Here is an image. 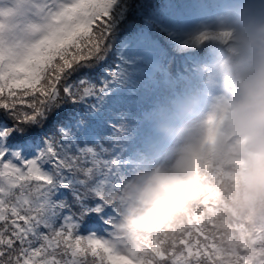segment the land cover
<instances>
[{
	"label": "snow or ice",
	"instance_id": "1",
	"mask_svg": "<svg viewBox=\"0 0 264 264\" xmlns=\"http://www.w3.org/2000/svg\"><path fill=\"white\" fill-rule=\"evenodd\" d=\"M114 3L0 0V264H223L211 199L170 233L138 230L118 159L67 124L92 87L70 77L102 56Z\"/></svg>",
	"mask_w": 264,
	"mask_h": 264
},
{
	"label": "clouds",
	"instance_id": "2",
	"mask_svg": "<svg viewBox=\"0 0 264 264\" xmlns=\"http://www.w3.org/2000/svg\"><path fill=\"white\" fill-rule=\"evenodd\" d=\"M219 2L191 37L217 45L200 66L204 87L154 111L166 146L122 175L120 207L138 230L170 233L211 199L223 264H264V0Z\"/></svg>",
	"mask_w": 264,
	"mask_h": 264
},
{
	"label": "trees",
	"instance_id": "3",
	"mask_svg": "<svg viewBox=\"0 0 264 264\" xmlns=\"http://www.w3.org/2000/svg\"><path fill=\"white\" fill-rule=\"evenodd\" d=\"M188 1L156 0L152 5H140L139 11L133 7L125 12L114 50L101 57L97 67L84 66L70 77L74 84L84 80L92 86L89 94H79L77 99L68 101L66 113L70 130L81 135L87 131L88 142L102 144L119 163L120 157L125 158L127 146L133 149L135 137L145 133L154 121L143 115V110L168 105L172 92L179 89L190 74L200 70L201 64L210 57V45L216 44L208 40L197 47L178 51L168 44L181 38L176 32L177 16ZM122 2L115 0L111 12ZM130 3L134 4V0ZM94 30L95 26L92 32ZM146 30L152 41L158 39L165 48L157 68L135 48V41L145 36L142 32ZM129 40L134 41L129 43ZM146 67L153 69L149 73Z\"/></svg>",
	"mask_w": 264,
	"mask_h": 264
},
{
	"label": "rangeland",
	"instance_id": "4",
	"mask_svg": "<svg viewBox=\"0 0 264 264\" xmlns=\"http://www.w3.org/2000/svg\"><path fill=\"white\" fill-rule=\"evenodd\" d=\"M132 1L133 0H123V2L116 6V9L111 12V20L109 22L111 31L107 38L106 46L102 56L97 57L95 60L89 62L88 64L79 66L76 70H79V68H82L84 66H87L89 68L97 67V62H99L100 58L103 56H107L108 54H110V52L114 50V46L117 43V40L119 38V32L121 30L120 20L124 17V13L129 12L133 7H137V10L139 11L138 7L140 5L145 6L146 3L147 5H152L156 0H151L150 2H147V0H134V4L130 3ZM220 7L221 5L215 11H213L209 9L206 1L199 0L197 1L196 9L190 10L188 14H185L183 12L180 13L181 18L179 17V15L177 16L178 28L176 29L177 31H175L181 34V38L180 40L173 39L172 42H168V44L172 46V49H175L177 51L181 49L194 48L199 46L201 43H192L189 35L196 33L203 26H211L215 19V13ZM94 32L95 30L93 31V33ZM142 33L145 36L135 41V48L147 62L152 64L153 67L157 68L159 67L158 65H160V62L163 59V51L165 49L163 43L158 39L152 41L150 39L148 30ZM132 41L129 40L128 42L131 43ZM210 50L211 59L216 54L217 45L211 44ZM153 67H146V70L150 73ZM155 107L156 105L150 107L149 109L143 110L144 114L153 117ZM166 143L167 142L163 138V136L158 132V130H156L145 142V146L141 148L137 147L136 151L130 148V146H127L128 149L125 158L121 159L120 157V173L123 175L135 169L137 166L153 160L156 155L161 152L162 149L166 146Z\"/></svg>",
	"mask_w": 264,
	"mask_h": 264
}]
</instances>
